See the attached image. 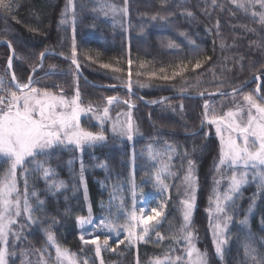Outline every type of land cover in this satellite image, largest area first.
Returning a JSON list of instances; mask_svg holds the SVG:
<instances>
[{"label": "trees", "instance_id": "1", "mask_svg": "<svg viewBox=\"0 0 264 264\" xmlns=\"http://www.w3.org/2000/svg\"><path fill=\"white\" fill-rule=\"evenodd\" d=\"M67 1L13 0L11 11L0 9V42L11 44L14 53L21 57V61H14L12 69L17 79L26 82L36 67L34 55L38 53L40 59L41 53H48L43 65L32 75L33 80H43L47 88H78L83 106L98 111L87 119L81 118V126L93 132L102 130L106 139L79 152L57 149L37 159L36 163L54 170L57 181H63L59 191L49 190L42 175L33 171L35 164H25L24 169L17 170L19 192L23 197L27 191L34 213L33 222L22 215L24 221L20 217L14 226L19 230L20 239L9 264H37L45 248L43 258L51 257L49 264H56L55 250L46 243L49 231L63 248L76 254L79 264L85 261L101 264V260L103 264H154L165 253L182 255L186 242L180 232L181 202L185 200L181 190L187 166L185 157L179 153L180 147L173 142L185 139V146L190 150L191 143L200 144L197 140L207 139L202 132L193 134L199 125L197 105L215 97L170 98L160 105L145 104L171 94L196 95L235 89L257 75L264 95V24L259 22L258 15H252V11H261L260 6L257 4L246 13L237 9L232 0H215V4L213 0H72L71 22L62 24ZM100 3L115 5L117 10L125 6L126 17L122 18L125 26L117 23L115 13L107 8L101 10ZM72 43L77 64L89 82L117 87L97 89L79 77L70 61ZM9 53L6 46L0 45L2 63ZM197 62L200 68H195ZM101 64L109 67L102 68ZM185 66L184 72L173 75ZM162 68L165 71L161 72ZM122 86L131 88L133 94ZM254 86L256 82L245 90ZM109 97L116 98L111 105ZM178 103L181 104L175 109ZM105 107L108 117L101 122L96 117L102 115ZM129 114L134 128L132 140L113 132L116 120H119L117 125L124 124ZM208 140L215 143L213 138ZM166 144L175 149L168 153L170 161L163 154ZM211 146L209 154L202 153L194 165L192 243L199 240L202 248L205 246L213 255V264H256L246 255V246L264 256V187L258 180H252L250 174L234 206L228 209L231 220L227 221L224 234L223 257H219L212 244L213 230L203 214L212 192L209 184L213 177L207 170L209 159L216 156V146ZM153 153L159 155L153 158ZM165 163L169 165L164 179L167 187L161 192L154 187L155 175ZM8 166L0 162V175ZM199 183L203 184L201 188ZM133 184L136 190L142 191L138 196L148 204L152 202L151 192H155L162 210L158 230L164 238L158 239L153 231L145 242L132 246L126 241L110 240L109 248H103L97 257L95 248L83 246L80 240L78 218L86 217L89 211L91 215L98 213L114 190L117 193L120 188H132ZM250 207L248 228H240L241 218ZM217 217L224 224V214Z\"/></svg>", "mask_w": 264, "mask_h": 264}, {"label": "snow or ice", "instance_id": "2", "mask_svg": "<svg viewBox=\"0 0 264 264\" xmlns=\"http://www.w3.org/2000/svg\"><path fill=\"white\" fill-rule=\"evenodd\" d=\"M69 3L71 4V0ZM232 3L237 9L246 13L259 4L261 11H252V15L253 17L258 15L259 22L264 24V0H232ZM98 6L101 10L107 8L113 13L117 11L115 5L100 3ZM13 7V0H0V9L7 12ZM124 11L126 12V9ZM104 14L107 15V11ZM61 23H65V20L61 19ZM8 46L11 48V44ZM43 56L44 54L41 53V58ZM72 57V63L77 64L75 45H73ZM129 64L131 65V60ZM77 67H79L78 64ZM100 67L108 68L109 65L101 64ZM200 67L201 64L197 62L195 68ZM8 68H12L11 59L8 61ZM112 70L120 71L118 68ZM185 70L186 66L173 75H179ZM160 71L165 70L162 68ZM163 78L168 79L167 76ZM256 80L259 81L260 77H256ZM34 85L32 76L28 77L27 82H19L13 73L8 85H5L4 78L0 77V162L9 165L0 175V264H9L10 257L16 252V242L19 241L20 236L19 230L14 226L17 225L18 218L26 215L28 221L33 222L34 209L29 203L30 197L27 191L21 197L17 186V170L24 169L26 163L33 164L39 157L48 156L52 149L74 146L76 149L83 150L85 146L91 147L106 139L102 130L93 132L81 126V115L94 110L91 106L88 108L82 106L78 88L75 96L69 99L62 94ZM236 91L239 90H234V93ZM221 95L227 94L221 93ZM115 99V97H109L108 104L111 105ZM106 117H108V108H104L103 114L96 118L102 122ZM203 123L215 126L216 135L220 141L217 171L221 169L231 171L226 189L215 198L216 212L225 216L223 227L219 223L216 224L218 233L214 237L216 254L222 258V245L226 242L223 234L228 226L227 221L231 220V216L227 215L228 209L234 206L237 194L249 182L250 174L252 180H258L260 186L264 187V95L261 94L260 87L257 86L254 93L245 95L243 104H234L222 114H217L215 106L205 102ZM113 132L126 136L128 140L133 139L134 128L130 114L124 124L113 125ZM174 150L172 145L166 144L163 154L169 161L171 156H168V153ZM157 155L159 153H153V158ZM168 168L169 165L165 163L157 171L156 187L166 189L164 179ZM33 171L42 175L50 191H59L64 186L63 181H57L54 178V170L45 167L43 163H35ZM194 173V161L188 160V171L184 181L191 192L188 198L181 202L183 224L180 232L186 242L184 253L179 256L165 253L162 257H157L154 264H207V254L201 253L192 243L193 233L190 230L191 216L195 206ZM81 181L83 182V164L81 165ZM220 183V180L216 181L217 185ZM31 195L34 196L35 192ZM132 197L133 209L127 214V222L120 225L109 221L104 224V227L108 232H115L117 236L120 235L121 230L125 232L124 239L128 241L129 246L137 242H145L153 231L156 232L158 239H163L158 230L162 210L155 207L147 209L143 206L137 210L135 184L132 186ZM39 204L42 205L43 201H39ZM251 211L250 207L249 212ZM77 223L81 228L91 224V211L88 217L78 218ZM242 223L247 224V217ZM88 235L89 238L85 239V236L81 235L80 239L85 245H95V254L100 257L102 248H109L110 237L105 236L101 243L99 235ZM46 243L55 250L56 264H79L76 254L63 248L50 231L47 233ZM118 243H124V240H119ZM111 250L115 251V249ZM172 251L174 252L175 249ZM46 252L47 248L41 250V257L37 264H49L51 257L49 260L43 258ZM246 255L256 264H264V256L251 246H246ZM84 264H87V261ZM101 264H103L102 260Z\"/></svg>", "mask_w": 264, "mask_h": 264}, {"label": "rangeland", "instance_id": "3", "mask_svg": "<svg viewBox=\"0 0 264 264\" xmlns=\"http://www.w3.org/2000/svg\"><path fill=\"white\" fill-rule=\"evenodd\" d=\"M72 7H73L72 0H71V4L69 3V0H68L67 1V6L64 8L65 10L62 13V18L65 21H67L68 23L71 22L70 16H69V11H71ZM124 9H125V6L119 7L118 10L115 12V15L113 14L114 15L113 17L117 21V23H120V25H123V27L125 26V24H124V21H122V18H124L125 13H126L124 11ZM0 45L1 46L2 45L6 46L7 49L9 50V52H10V49H13V56L11 58L9 56L7 59H5V62H3V63L0 60V77H3L5 85H8L11 82V78H10V74H9L10 72H9L7 66H6L7 65V61L10 58L12 60V66L13 65L15 66V64H13L14 61H16V63L21 61V59H20L21 57L19 58V54H15L14 53L15 49L12 46L10 48L8 46L9 45L8 42H6V41L0 42ZM72 50H73V43L71 44V51ZM46 51H48V50H46ZM45 55H48V53L44 54V56ZM44 56H43V58L39 59L38 53L34 55V63L36 64V67H39L40 64H41V66L43 65ZM71 58H73V57L71 56ZM70 61H72V60H70ZM34 69H33V71H34ZM12 71H13V69H12ZM17 80L19 82H26L23 79L19 80V78ZM34 86L42 88V89H47V90H49L51 92H54V93H57V94H62V95H64L65 97H67L69 99H71L72 97L75 96L76 90H77V89H75L72 86L68 87L67 89H60V88L53 89V87L47 88L45 86L43 80H37L35 82ZM75 86H78V84L76 82H75ZM259 87H260V85H259ZM237 88H239V87H237ZM237 88H235V89H227L225 91L217 89L215 91L216 92H221V93H229L231 91L236 90ZM256 88L257 87L254 86V88H252V89L245 90L246 89V87H245L244 90L242 89L241 91H239L237 93L213 96L215 98L209 99V100H207L205 102H208L209 104L214 105L217 114H222V113L228 111L230 108H232L234 106V104H243L244 103V96L249 94V93H254ZM215 91H212V92H215ZM189 95H192V94H189ZM178 98H185V97H178ZM168 99H170V98H168ZM168 99H165V100L159 99L157 101L147 102L145 105L146 106L147 105L148 106H155V105H158V104L160 105V104L164 103V101H167ZM187 99H190V98H187ZM158 101L160 103H157ZM205 102L199 103L197 105L198 109H197L196 114L199 116V125H198V130L196 129L197 131L195 130V132L193 134H197L198 132H202L206 136L207 139L197 140V141H200V144L195 143V144L191 145L192 144L191 143L190 144V147H191L190 150L187 149L186 146H185V139L180 140V141L176 139L173 142V144L176 147H177V145L180 147L179 153L183 157H185L184 165H186L187 167L185 168L184 171H185L186 174H187V171H188V160H193L194 161V165H195V163L197 162V158L202 157V155H201L202 153L204 154V156H207L209 154V148L212 147L211 145L216 146V156H215L214 159L213 158L209 159V167H208V170H207V172L210 173L211 176L213 177L212 180H210V184H209L210 189H211L212 192L210 193V197L207 199V204H206V207L204 209L205 211L203 213L205 215V221L207 222L206 219L208 218L209 223L211 225V228L213 230V233H212L213 242H212V244L215 247L214 237L218 233V229H216V224L219 223L221 225V227H223V224L218 222L219 217L215 218V215L219 216V215L222 214V213H217L216 210H215V208H216L215 198H216L217 194H222L223 191L226 189L227 184H228V177L231 175V171L230 170H224V169H221L220 171H217V169H216V165L218 163L220 141H219V138L216 135L215 126L207 125L206 123H203V113H204V104H205ZM180 104L181 103L175 104V106H174L175 109H177ZM82 106H83V104H82ZM130 106L131 107H135V105H130ZM168 106L171 107V108L173 107L170 104H168ZM105 108H107V107H105ZM93 110L94 111H92V112H87L86 114H82L81 118L87 119L90 116V114L98 113V111L95 108H93ZM102 114H103V111H102ZM118 123H119V120H116V124H118ZM209 138H213V141L215 143L214 144L211 143L210 140H208ZM99 143H101V142H99ZM99 143H97V144H99ZM97 144H95V145H97ZM95 145H93V146H95ZM85 148H88V146H85L83 149L85 150ZM57 149H60L61 151L65 150V149H70V150L75 149L78 152L81 151L80 149H76L74 146H67V147L61 146V147L52 149L50 151V153H54ZM35 163L36 162H34L33 164H35ZM217 180L221 181V183L219 185L216 184ZM202 185L203 184L199 183V187L200 188H201ZM154 187H156V186H154ZM156 188L159 191H161V192H163V190H164V188H158V187H156ZM141 192L142 191L136 190L135 207H136L137 210L141 206H143V207H145L147 209H150L152 207L161 209L160 203L158 202L159 200L155 197V192H151V197H150L152 199V202L150 201L151 204H148L147 202H145V198H140L138 196L139 194H141ZM190 192H191V190L186 187L185 181H183V189L181 190L182 198L183 199H187L189 194H190ZM132 209H133L132 188H127V189L120 188L117 193H116V190H114L113 193L110 194V196L108 197L107 204L103 208H101V210L98 213H96L94 215H91V219H92V223L91 224L85 225L84 228H81L79 226V224H78L80 237H81V235H84L85 239H87V238H89L88 234H91L93 236L99 235L101 237V243H102V241H103L105 236L110 237L109 241L110 240H116V241L124 240V241L128 242L126 239H124V237L126 235L125 232H123L121 230L120 235L117 236L115 232H108L107 229L104 227V224L106 222H109V221H111L112 223H115V224H120V225L125 224L127 222V214L130 213ZM251 212L246 210V212H245L246 214H243V217L241 218L242 220L240 222V228H245V229L248 228V220L250 218ZM88 216L89 215H87L86 217H88ZM246 217H247V224H243L242 221H244ZM21 221H24L22 217H21ZM201 228H202L203 234H205V230L203 229V226H201ZM138 231H139V229H138ZM224 234H225V232H224ZM224 234H223V236H224ZM203 236H206V235H203ZM194 241L196 242V240H194ZM193 244L195 245V247L201 253H206L207 254V264H213L211 262V260L213 258V255L206 251L205 246H203V248H202L203 244L200 245V241L199 240H197L196 244L194 242H193ZM223 245H222V248H223ZM83 246H86V245L84 244ZM89 246H93L95 248V245H89Z\"/></svg>", "mask_w": 264, "mask_h": 264}, {"label": "water", "instance_id": "4", "mask_svg": "<svg viewBox=\"0 0 264 264\" xmlns=\"http://www.w3.org/2000/svg\"><path fill=\"white\" fill-rule=\"evenodd\" d=\"M51 54L54 55L55 53L51 52ZM9 56H10V58L13 56V49H10V54H9ZM10 58H9V59H10ZM8 61H9V60H8ZM8 61H7V65H6L7 68H8ZM73 65H74L75 70L77 71L78 75H79V76H80V77H81L86 83H88V84L91 85L92 87H95V88H97V89H111V88H113V87H117V86H115V85H112V86H111V85H99V84H95V83L89 82V81L85 78V76L82 74L80 68L77 67V64H73ZM40 66H41V64H40ZM40 66H39V67H36V68L34 69V71H32V73H31L30 76H32V74L35 73V72L40 68ZM8 70H9V72H10V75H12V74H13L12 69H9V68H8ZM256 77H258V76H255L254 78L250 79L249 81H247L245 84H243L242 86H240V87L237 88L236 90L241 91L242 89H244L245 87H247V86L253 84L254 82L257 83V84H256V87L259 86V85H260V80L257 81V80H256ZM122 88L127 89L129 92H131V93L133 94V91L131 90V88L126 87V86H122ZM239 91H236L235 93H237V92H239ZM210 93H211V95H210ZM231 93L234 94V91H231V92L226 93V94H231ZM217 95H221V92H216V91H215V92H208V93H203V95H201V94L189 95V94H184V93H177V94H171V95H168V96L164 97L162 100H165V99H168V98H178V97H185V98H190V99H198V98L213 97V96H217Z\"/></svg>", "mask_w": 264, "mask_h": 264}]
</instances>
